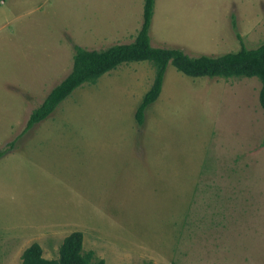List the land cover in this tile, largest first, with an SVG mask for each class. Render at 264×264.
<instances>
[{
    "label": "rangeland",
    "instance_id": "374dc122",
    "mask_svg": "<svg viewBox=\"0 0 264 264\" xmlns=\"http://www.w3.org/2000/svg\"><path fill=\"white\" fill-rule=\"evenodd\" d=\"M144 4L0 0V264H21L34 243L57 259L74 232L106 264H264L257 78H191L170 65L139 125L155 70L123 64L25 130L71 73L75 47L132 43ZM150 38L192 57L255 49L264 0H155Z\"/></svg>",
    "mask_w": 264,
    "mask_h": 264
},
{
    "label": "trees",
    "instance_id": "16d2710c",
    "mask_svg": "<svg viewBox=\"0 0 264 264\" xmlns=\"http://www.w3.org/2000/svg\"><path fill=\"white\" fill-rule=\"evenodd\" d=\"M154 5L155 0H145L143 24L132 43L117 44L103 50H87L76 46L71 73L32 111L25 130L48 119L58 106L81 86L96 84L101 77L123 64L139 62H149L155 70L152 87L143 97L135 116L139 125H143L146 111L161 95L170 65L191 78H257L261 83L259 102L264 109V44L255 49H248L241 41L239 51L217 57H192L181 49L156 48L152 46L150 38ZM238 38L241 39V36L238 35ZM14 144L12 142L8 146L13 147ZM4 154L5 151H0V159ZM21 264L106 263L95 256L93 251L84 252V234L74 232L65 238L57 259H46L42 247L34 243L24 251Z\"/></svg>",
    "mask_w": 264,
    "mask_h": 264
}]
</instances>
